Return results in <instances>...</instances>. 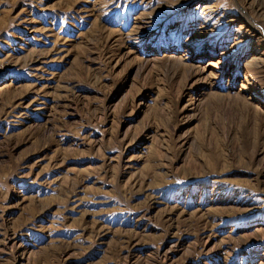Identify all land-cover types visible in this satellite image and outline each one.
Wrapping results in <instances>:
<instances>
[{
	"label": "rangeland",
	"instance_id": "374dc122",
	"mask_svg": "<svg viewBox=\"0 0 264 264\" xmlns=\"http://www.w3.org/2000/svg\"><path fill=\"white\" fill-rule=\"evenodd\" d=\"M0 264H264V0H0Z\"/></svg>",
	"mask_w": 264,
	"mask_h": 264
}]
</instances>
